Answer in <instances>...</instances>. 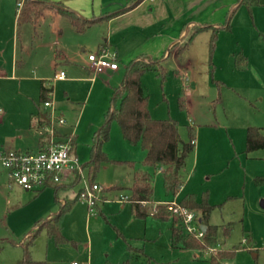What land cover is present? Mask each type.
<instances>
[{"label": "rangeland", "instance_id": "rangeland-1", "mask_svg": "<svg viewBox=\"0 0 264 264\" xmlns=\"http://www.w3.org/2000/svg\"><path fill=\"white\" fill-rule=\"evenodd\" d=\"M148 17L151 28L146 34L138 31L137 45L151 47L149 57L160 61L164 75L146 71L141 86L151 118L175 120L182 142H188L190 135L194 138V148L179 172L183 186L172 196L166 193L162 176L151 170L152 199L142 207L149 215L135 217L128 199H120L128 196L127 187L134 171L142 167L144 151L139 145H128L112 121L109 139L102 146L109 161L99 165L94 178L105 189L96 206L90 211L78 197L85 183L97 184H90L86 177L58 195L62 201L77 194L61 219L62 243L49 238L45 227L33 240L26 237L38 220L44 219L43 224L59 211L53 189L25 191L16 185L4 186L7 182L0 177V264H16L25 249L33 261L53 264H209L208 254L220 248L232 254L219 264H264V208L260 206L264 149L245 152L246 129L264 128V0L251 9L237 0H156ZM60 20L68 24L63 17H46L35 28L24 25L19 32L12 20L5 19L0 26V110L8 117L0 123V141L20 135L29 114L45 111L38 99L39 80L44 78L52 85L50 100L56 114L65 119L57 127L65 135L76 136L72 152L82 165L90 158L93 132L103 124L113 89L120 85L125 64L131 60L123 61L112 50L116 72L89 80L87 55L95 52L105 25L83 34L69 21L85 38V52L70 44L71 62L53 71L56 43H69L66 34L59 38L54 29L61 27ZM227 24L229 31L224 29ZM194 25L207 28L196 32ZM154 38L157 44L152 47ZM240 56L246 61L242 70L235 64ZM79 70L83 76L74 73ZM55 71H63L66 79L55 80ZM0 170H6L1 162ZM204 193L214 207L209 223L216 227V245L199 253L172 247L171 223L151 213L158 204H165L158 202H179L189 194L200 199ZM129 244L142 251L129 252Z\"/></svg>", "mask_w": 264, "mask_h": 264}, {"label": "trees", "instance_id": "trees-1", "mask_svg": "<svg viewBox=\"0 0 264 264\" xmlns=\"http://www.w3.org/2000/svg\"><path fill=\"white\" fill-rule=\"evenodd\" d=\"M21 2V9L17 14L16 26L17 31L26 24H34L46 10L58 9L64 15L68 16L76 29L81 32L84 31L91 23L76 18L72 12L64 11L61 4L49 2L47 0H17ZM258 0H240V5H245L251 9L257 5ZM120 13V12H117ZM116 15V14H113ZM204 28H195L198 32ZM229 30V24L224 28ZM236 67L242 70L246 61L240 56V59L235 62ZM149 70H154L160 77H163L164 70L161 67L158 59H150L146 57H139L131 60L125 65V73L122 82L115 87L109 101V107L104 115L103 124L94 132L90 147V158L83 164V169L86 172V178L90 184L94 183L95 175L99 170V165L102 162L109 160L102 151V145L109 139L110 124L116 121L123 139L129 145H139L144 151L145 156L141 163V169H138L133 174V182L129 188L128 201L131 203L135 217L145 218L149 214L145 213L142 207L149 204L152 199V173L149 169H156L162 167L161 176L165 191L175 194L182 187V180L179 175L183 168L186 158L194 148V138L190 135L188 142H182L178 133L177 122L173 119H153L148 111V97L144 95L141 88V77ZM52 87H46L44 83L41 84L39 102L44 103L50 101ZM33 118L37 119L38 124L46 121V113L38 111ZM264 149V128L248 127L246 129L245 138V152ZM133 165V164H132ZM75 180H80L75 172H70ZM64 175L62 176V178ZM62 180V179H61ZM259 183L263 179L258 180ZM61 182L54 184V201L57 204L59 211L48 218V220L40 224L39 227L27 234V239L33 240L36 233L45 227L48 237L53 239L56 243H62L65 238L61 233V219L65 212H67L77 197L73 200H66L61 202L58 198V190ZM47 187H51L50 185ZM46 188V187H45ZM177 205L185 210L192 211L196 214L197 222L204 225L206 230L201 240L195 238L193 235L184 233L180 218L167 209L166 205L158 204L155 211L150 216L160 219L162 221H172V246L181 247L183 249L202 250L210 246L216 245V227L209 224L210 214L214 207L208 203L207 195L204 193L200 199L195 195L184 196ZM128 250H132L128 245ZM140 251V250H139ZM232 252L225 250H216L215 254L210 255L209 264H219L221 259L230 256ZM16 264H53L47 261L36 262L33 261L25 249L24 255ZM119 264H131L125 261Z\"/></svg>", "mask_w": 264, "mask_h": 264}, {"label": "crops", "instance_id": "crops-1", "mask_svg": "<svg viewBox=\"0 0 264 264\" xmlns=\"http://www.w3.org/2000/svg\"><path fill=\"white\" fill-rule=\"evenodd\" d=\"M47 1L61 4L64 11L72 12V14L76 18H79V19L84 20V21L93 22L84 30L85 32L83 31L84 33L81 31V33H83V34H85L89 30L98 29V28H94V27H104V25H105L106 33H104L105 35H103V33H102L101 37L97 38V43L94 47L95 51H97L98 48H100V47H103V48L107 49L108 51L114 50L119 54L120 59H122L125 62L139 58V57L150 58L149 56H153V53H152L153 51H150L151 47H146V48H148V50H149L148 51L147 49L140 48L137 45V42L140 41V39L137 40V38L140 37L138 35V31H143L146 34L145 30L151 28V20L149 19L148 16L150 13L153 12L155 4H156V0H47ZM237 2L239 3L240 0H237ZM18 3H21V2H19L17 0H0V26H2V24H4V20L7 19L8 23L9 22L11 23V20H12L14 26L17 27L16 26L17 14H18L19 10L21 9V7L20 8L18 7ZM14 6H16L15 13H13ZM117 12H120V13H117ZM113 14H116V15H113ZM46 17L55 18V19H57V17H63L64 19H66L68 21V24H66V22H63V20H60L61 22H59V24L61 27L54 28V29L59 31V33H58L59 38H63L65 36V34L69 38V43H65V42L62 43L59 40L56 43L57 52L55 53V57L53 59V62L51 63L52 69L54 71L58 65L71 62L70 44L72 46H74L75 48L79 49L80 53L85 52V47H84L85 38H82V36H80V33L76 32L74 30V27L72 25H70V22H71L70 18L68 16L62 14V13H59V11H57V9H50V10L44 11V13H42L40 18L34 24H26V25H31L35 28L37 25H39L40 22H43ZM118 22H120L121 24H116ZM193 28H204V25H194ZM63 29H64V33H63ZM229 30H227V31H229ZM133 40H135V42H133ZM152 41L153 42H152L151 46L155 47L157 44V41L155 42V38ZM150 59H152V58H150ZM86 68H87V66H86ZM86 71L90 74L89 80L93 81L97 75H93L89 71L88 68ZM107 71H109V70H106L104 72H107ZM110 72H116V70L110 71ZM55 73H58V72L55 71L53 76L55 75ZM74 73L80 74L81 76L84 75V72H82V70L75 71ZM36 78L39 79L40 77H36ZM65 79H66V76H65ZM83 79H86V78H84V77L75 78V80H83ZM64 80H57V81H64ZM42 83H44V85L46 87H49V86L52 87L51 83H48L44 78H41L39 80V85H38V99H39L40 87H41ZM141 88H142V86H141ZM142 91H143V89H142ZM40 112H44V111H40ZM35 114L34 113L29 114V117H28L27 122L25 123V126H21V130L19 131V132H21L20 135H18L17 137H15L13 139H8L7 141H0V153L6 152L9 150L34 151L35 152L41 148V144L43 143V140L45 139V137L41 136L38 132L37 126L39 124L37 122V119L32 117ZM7 118H8L7 114L3 113L0 110V123H2L3 121L5 122L7 120ZM58 131L60 134L66 136L65 134H63L59 130V128H58ZM94 132H93V134H94ZM71 137H73V143H72V151H73L75 144H76V136H74V134H71ZM26 145H28L29 147H27ZM22 147H27V148L21 149ZM72 156H74L73 152H72ZM144 156H145V153H144ZM81 166H83V164ZM139 169H141V168H139ZM151 170L152 169H149L150 172H151ZM154 170L157 171L161 175L162 167H157ZM135 171H137V170H135ZM83 175L85 178L86 172L84 169H83ZM0 177H3L2 179L4 180V182H7V184L4 183V186L6 185L8 187H12L13 184H11L9 179H8L7 170H3V171L0 170ZM73 178L74 177L71 175L70 172H66L64 174V177L60 181L61 186L58 190V195L61 191L68 190L71 187H73V184L77 181V180L74 181ZM1 180H0V183L2 182ZM132 182H133V176H132ZM95 183H97V182H95ZM131 185H132V183H131ZM131 185L129 187H127L128 188V196L130 194L129 188L131 187ZM50 186L53 189V199H54V186H52V185H50ZM182 186H183V184H182ZM110 188H112V187H110ZM110 188H108V189L110 190ZM113 188H114V190L119 189V187H117V186H113ZM166 193H168V192H166ZM168 194H171V193H168ZM175 194H171V195L174 196ZM76 195L73 199L76 198ZM58 198H59V196H58ZM73 199L64 198L62 201L60 199L59 200L61 202H65L66 200L71 201ZM171 202H174V201L169 200V201H161L158 203H171ZM175 203H178V202H175ZM132 210L134 211L133 207H132ZM97 211L99 213V208H97ZM133 213L135 216V211ZM52 215H54V214H52ZM52 215L47 216V218H45V219H48ZM42 220H44V219H40L37 221V223H35L34 228L31 230V232L35 231L39 227L38 224ZM169 222L171 223L170 238H171V245H172L171 230H172L173 225H172L171 219L169 220ZM175 248H177V247H175ZM139 250L142 251L141 249H135V248H132V250H130V251L128 250V251L129 252L135 251L136 253H140ZM205 254H208V253L206 252ZM208 255L210 257L211 254H208ZM123 262H125V261H123Z\"/></svg>", "mask_w": 264, "mask_h": 264}, {"label": "built area", "instance_id": "built-area-1", "mask_svg": "<svg viewBox=\"0 0 264 264\" xmlns=\"http://www.w3.org/2000/svg\"><path fill=\"white\" fill-rule=\"evenodd\" d=\"M21 7V3H18ZM87 68L93 75H98L106 70L115 71L118 66L116 54L100 47L97 51L87 55ZM55 80H64L65 73L59 71L54 75ZM45 108L46 121L37 126L38 132L45 139L41 148L37 151H6L0 153L1 165L7 170L11 184L25 191H38L49 185L61 181L66 172H75L81 179H85L83 168L72 156L71 134L66 137L59 133L57 126L65 124V119L56 114L51 101L42 103ZM50 110V111H48ZM86 182V181H85ZM79 194V199L85 201L90 211L96 206L97 197L103 193L98 184H84ZM122 197L120 201H125ZM167 209L178 215L184 233L193 235L195 238H203L204 232L200 230L196 214L180 208L177 203H165ZM214 250L209 249L208 253Z\"/></svg>", "mask_w": 264, "mask_h": 264}, {"label": "water", "instance_id": "water-1", "mask_svg": "<svg viewBox=\"0 0 264 264\" xmlns=\"http://www.w3.org/2000/svg\"><path fill=\"white\" fill-rule=\"evenodd\" d=\"M260 206H261L262 208H264V201H261ZM199 227H200V230H201L202 232H205L206 227H205L204 225H200Z\"/></svg>", "mask_w": 264, "mask_h": 264}]
</instances>
